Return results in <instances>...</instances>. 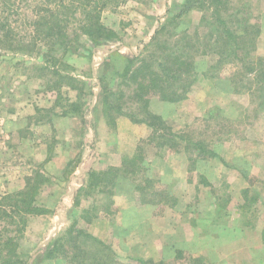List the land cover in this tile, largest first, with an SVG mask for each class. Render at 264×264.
<instances>
[{
    "label": "rangeland",
    "instance_id": "obj_1",
    "mask_svg": "<svg viewBox=\"0 0 264 264\" xmlns=\"http://www.w3.org/2000/svg\"><path fill=\"white\" fill-rule=\"evenodd\" d=\"M6 1L0 0V19L10 25V34L7 26L0 29V199L21 194L26 178L37 174L32 182L40 188L35 203L48 210L27 219L20 252L29 256L28 264H68L59 251L54 259L48 251L74 222L83 232L103 237L118 264H191L192 258L200 264H264V60L262 66L256 62L264 59V0H102L101 22L116 38L92 43L70 31L71 40L61 46L33 38L34 10L44 0ZM226 31L236 36L238 56L231 52ZM152 38L154 43L145 47ZM177 51L193 68L186 98L176 103L157 97L137 100L134 73L124 74L126 59L143 55L149 62L152 53L154 58ZM184 101L188 107L179 109ZM146 113L160 117L167 129L141 145L140 170L131 174V168L121 166L137 155L140 140L133 146V132L120 122L134 124L129 115L143 119ZM69 114L79 125L78 153L59 176V117ZM149 130L144 140L151 137ZM198 140L216 156L199 151L194 145ZM123 148L134 151L123 155ZM110 157L120 166H104ZM159 157L177 170L189 169L196 197L185 210L190 209L199 245L208 255L176 253L159 261L154 254L142 261L116 253V181L127 179L124 172L133 188L145 186L147 179L157 182L154 159ZM110 167L121 169L111 177L112 189L99 186L89 196L79 191L90 172ZM75 168L86 175L79 189L76 181L70 185ZM178 175L170 172L165 183L151 186L175 201L172 208L187 194Z\"/></svg>",
    "mask_w": 264,
    "mask_h": 264
},
{
    "label": "trees",
    "instance_id": "obj_2",
    "mask_svg": "<svg viewBox=\"0 0 264 264\" xmlns=\"http://www.w3.org/2000/svg\"><path fill=\"white\" fill-rule=\"evenodd\" d=\"M8 1H6V5ZM38 5L34 10L36 20L32 24L31 31L34 39H39L47 44L48 41H56L52 42V45L61 46L71 40L69 37L70 31L73 34L78 32L87 36L92 43L116 38L115 31L109 29L101 22L100 11L104 7L102 0H58V2L55 0H44ZM185 6L184 9L186 8ZM179 14L176 15V18L180 17ZM218 23L223 27L226 26V22L221 18H218ZM6 24L0 19V29H4L7 26ZM9 32L10 25L7 26V34H10ZM8 36L4 35L3 37L10 42H14ZM226 36L230 38L231 52L238 56L237 52L240 50V46L236 36L228 33V31H226ZM15 41H18V39ZM154 41V38H152L145 47L154 43ZM14 49L20 50L17 46ZM177 53L180 54H166L165 56H154V58L152 53L149 56L151 59L149 62L143 55L126 59L128 65L124 69V74L134 73L131 74V77L134 79V96L137 97V100L145 101L146 98L157 97L163 102L176 103L186 98L187 92L192 85L190 77L193 74V68L180 51H177ZM136 59L139 62L138 68H135ZM263 60L262 58H256V62L259 65H263ZM151 61L152 63H150ZM254 71L253 68L248 69L250 73ZM60 77L64 80L66 78L69 80L73 79L70 76ZM128 117L134 124H145L151 129L152 133L148 140H140L137 146V155L125 159L122 163L121 169L123 167L131 168L132 171L129 173L136 174L137 170H140L137 161L140 156L138 154L141 153V145L152 141L158 130L167 128L160 117L151 113H146L143 119H139L135 115H129ZM182 141L184 142L185 140ZM188 142L190 144L193 143L191 140H188ZM194 145L198 147L199 151H205L204 144L201 141H195ZM204 153L216 156L211 151H205ZM121 169L110 167L106 171L90 172L86 186L79 191L89 196L99 186L102 189H112L114 185L111 184V177L115 178L120 175ZM122 175L127 179L130 178L124 172ZM36 178H38L37 174L26 178V188L21 194L15 196L5 195L0 199V264H28L29 256L20 252L21 241L27 227V219L32 215L48 213V210L40 208L35 203L40 190L39 184H32ZM39 182L41 184L44 183L42 180ZM152 185L158 184L151 179H147L146 185L143 187L135 184L134 191L140 196V201L143 204L157 207L174 204L175 201L164 190L152 188ZM149 188L151 189L148 191ZM74 205L77 206L78 202L75 201ZM105 208L108 209L107 206ZM86 211L84 210L83 213H86ZM82 218L86 220L84 216ZM87 222L89 223L90 221L87 220ZM76 225L77 223L74 222L64 231L62 236L53 242L50 248L48 247L50 259L56 258L59 251V257H66L69 260L68 264H118L113 260L115 255L111 253L110 247L104 245L101 240L93 235L78 229ZM200 262L199 258H192L191 260V264H200Z\"/></svg>",
    "mask_w": 264,
    "mask_h": 264
},
{
    "label": "crops",
    "instance_id": "obj_3",
    "mask_svg": "<svg viewBox=\"0 0 264 264\" xmlns=\"http://www.w3.org/2000/svg\"><path fill=\"white\" fill-rule=\"evenodd\" d=\"M177 106L179 109L188 107L186 101L177 104ZM17 111L20 112V110ZM24 111L26 109L23 107L21 114ZM68 116L70 117H59V176L63 172L67 162L78 153L76 145L78 140L75 137V129H78L79 125L74 121L76 118L73 115L69 114ZM120 124L121 126L123 124L127 130L133 132L131 137L134 139L131 142L133 146L136 145L137 141L146 139L150 134V130L146 126L135 124L126 125L124 120ZM133 151H126L123 148V150H120V153L130 155ZM161 158L154 159V164L159 166V168H156L157 170H155L154 176L158 184L165 183L164 181H167L170 172H179L178 177L180 179L178 182L183 186L187 194H185V197L182 196L179 198L176 204L177 206L174 205L176 207L173 206V208L170 205L157 207L140 204L131 182L123 177H118L114 187L115 195L113 197L114 212L117 215L115 224L119 225L117 235H114L118 243V250L115 252L119 256L125 254L124 256L127 258L142 261H146V259L152 257L154 254L159 255V261L165 260L166 258H174L176 253H183V255L187 253L193 257L208 255V251L199 245L201 239L197 229L191 223L192 220L190 217H192V214L190 209L188 211L185 210L196 197V193H194L195 186L190 184L192 181L188 177L189 169L184 168L182 170L181 167L177 170L175 166L170 165L169 161L164 162L162 160L163 158ZM104 166L119 167L120 162L110 157ZM85 177L86 175L82 168H75L70 176V185L73 184V181H76L78 184L77 189H79L83 186ZM156 208H159V214L154 212ZM92 234L100 240L103 239V237L101 238L94 233ZM147 254L150 255L142 257V255L146 256ZM218 264L228 263L227 260H220ZM231 264L235 263L233 262Z\"/></svg>",
    "mask_w": 264,
    "mask_h": 264
}]
</instances>
